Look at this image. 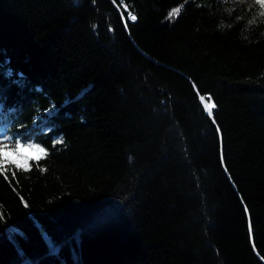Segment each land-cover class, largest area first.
<instances>
[{
	"label": "trees",
	"instance_id": "1",
	"mask_svg": "<svg viewBox=\"0 0 264 264\" xmlns=\"http://www.w3.org/2000/svg\"><path fill=\"white\" fill-rule=\"evenodd\" d=\"M259 9L0 0V264H264Z\"/></svg>",
	"mask_w": 264,
	"mask_h": 264
},
{
	"label": "rangeland",
	"instance_id": "2",
	"mask_svg": "<svg viewBox=\"0 0 264 264\" xmlns=\"http://www.w3.org/2000/svg\"><path fill=\"white\" fill-rule=\"evenodd\" d=\"M259 12L263 13L264 9L260 7ZM14 141L18 140L8 138L0 131V149H3L4 152H6V162L4 166L6 164H12L16 167L27 168L31 159H37L43 156V154H41L40 152L33 151L28 148V145H32L33 148H42L40 145L33 142L22 141H19V143L23 147L17 150L18 154L14 155L12 151L14 147Z\"/></svg>",
	"mask_w": 264,
	"mask_h": 264
},
{
	"label": "snow or ice",
	"instance_id": "3",
	"mask_svg": "<svg viewBox=\"0 0 264 264\" xmlns=\"http://www.w3.org/2000/svg\"><path fill=\"white\" fill-rule=\"evenodd\" d=\"M256 3H258L262 9H264V0H256ZM175 15H176V12L170 13V17H174ZM128 16H129V19H131L133 21L136 20L135 15H133L131 12H129ZM200 100H201L204 112H206L207 115L209 117H211L213 115V109L215 108V104L211 102L210 98H209L208 102H204V97H200ZM54 143H62V138L57 140V141H55ZM22 147L23 146L20 145L19 141H14V147H13V150H12L13 154L14 155L18 154L17 150L21 149ZM28 148L30 150L37 151V152H40L41 154H44V149L43 148H33L32 145H28ZM5 162H6V152H4L3 149H0V174H3L4 171H5V169H4ZM27 170L28 169L25 168V171H27ZM24 207L27 208L28 205L25 204ZM0 219H2V217H0Z\"/></svg>",
	"mask_w": 264,
	"mask_h": 264
},
{
	"label": "water",
	"instance_id": "4",
	"mask_svg": "<svg viewBox=\"0 0 264 264\" xmlns=\"http://www.w3.org/2000/svg\"><path fill=\"white\" fill-rule=\"evenodd\" d=\"M200 102H201V100H200ZM202 104V103H201Z\"/></svg>",
	"mask_w": 264,
	"mask_h": 264
}]
</instances>
